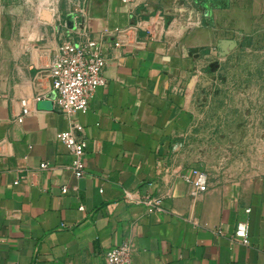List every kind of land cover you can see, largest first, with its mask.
I'll use <instances>...</instances> for the list:
<instances>
[{"label": "crops", "instance_id": "1", "mask_svg": "<svg viewBox=\"0 0 264 264\" xmlns=\"http://www.w3.org/2000/svg\"><path fill=\"white\" fill-rule=\"evenodd\" d=\"M15 1L0 0V264H104L124 243L137 264H264V0ZM150 15L156 40L135 27ZM76 28L105 44L106 83L65 114L34 97ZM116 28L130 29L120 46ZM79 123L82 178L57 140ZM195 168L204 192L184 178ZM246 219L250 245L234 238Z\"/></svg>", "mask_w": 264, "mask_h": 264}, {"label": "built area", "instance_id": "2", "mask_svg": "<svg viewBox=\"0 0 264 264\" xmlns=\"http://www.w3.org/2000/svg\"><path fill=\"white\" fill-rule=\"evenodd\" d=\"M135 27L148 31L149 38L152 40L159 39L164 34L160 20L156 15L140 18ZM114 36L118 39L115 42L116 46H120L125 43V39H129L130 29L116 28ZM106 66L105 44L94 39L88 30L76 28L69 33L60 50L53 56L48 71L49 90L38 92L34 101L38 102L48 98L54 102L58 110L65 114L85 113L98 89L106 83ZM21 105L23 110L17 118L19 122H22L23 118L31 113L28 100H22ZM81 131H83V125L79 123L71 130L60 131L57 134V140L73 156L71 167L77 178H82L87 171V141L78 136L77 132ZM41 168H48V163L43 162ZM193 172L194 178L191 180L184 176L185 180L192 181L197 191H206L209 181L208 174L198 168H195ZM68 190L67 186L63 187L64 193H67ZM126 200L131 204H143L148 212L161 210V200L157 197L129 193ZM247 212H250V209ZM234 238L244 245L251 244L248 219L237 224ZM134 252L135 249L130 243L112 247L103 256L104 264H137Z\"/></svg>", "mask_w": 264, "mask_h": 264}, {"label": "trees", "instance_id": "3", "mask_svg": "<svg viewBox=\"0 0 264 264\" xmlns=\"http://www.w3.org/2000/svg\"><path fill=\"white\" fill-rule=\"evenodd\" d=\"M197 4L213 11L215 9H225L229 6L230 0H195Z\"/></svg>", "mask_w": 264, "mask_h": 264}, {"label": "rangeland", "instance_id": "4", "mask_svg": "<svg viewBox=\"0 0 264 264\" xmlns=\"http://www.w3.org/2000/svg\"><path fill=\"white\" fill-rule=\"evenodd\" d=\"M10 1H12V2H16L15 0H10ZM18 1V3L19 2H29V4L28 5H30L31 7H33V8H35L36 7V4L37 3H39V1H41L42 3H44V5H47L48 7H51L52 5H56V3L59 1V0H32L35 4H30L31 3V0H17ZM61 1V3H64V2H68V1H78V0H60ZM192 1V0H191ZM193 1H195V0H193ZM32 2V3H33ZM196 2V1H195ZM29 6V7H30ZM50 9H52V7L50 8ZM221 158H223L224 157V154H222V156H220ZM210 158V155L208 156V159Z\"/></svg>", "mask_w": 264, "mask_h": 264}]
</instances>
